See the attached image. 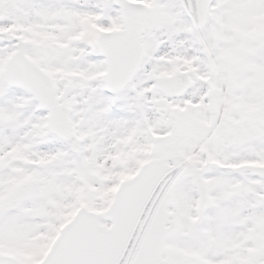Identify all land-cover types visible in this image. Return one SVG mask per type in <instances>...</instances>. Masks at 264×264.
<instances>
[{
  "label": "snow or ice",
  "instance_id": "1",
  "mask_svg": "<svg viewBox=\"0 0 264 264\" xmlns=\"http://www.w3.org/2000/svg\"><path fill=\"white\" fill-rule=\"evenodd\" d=\"M0 264H264V0H0Z\"/></svg>",
  "mask_w": 264,
  "mask_h": 264
}]
</instances>
